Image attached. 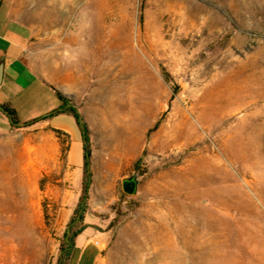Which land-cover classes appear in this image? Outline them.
I'll use <instances>...</instances> for the list:
<instances>
[{
	"label": "rangeland",
	"instance_id": "374dc122",
	"mask_svg": "<svg viewBox=\"0 0 264 264\" xmlns=\"http://www.w3.org/2000/svg\"><path fill=\"white\" fill-rule=\"evenodd\" d=\"M18 5L31 65L88 128L95 264H264V0ZM71 144L41 122L0 134V264L64 263Z\"/></svg>",
	"mask_w": 264,
	"mask_h": 264
},
{
	"label": "crops",
	"instance_id": "0c3cea01",
	"mask_svg": "<svg viewBox=\"0 0 264 264\" xmlns=\"http://www.w3.org/2000/svg\"><path fill=\"white\" fill-rule=\"evenodd\" d=\"M21 15L18 0H0V134L10 132L21 125H33L38 122L52 128H60L72 137L68 158L76 159L79 152L82 156L81 135L78 142L69 127L56 121L61 117L68 121L73 116L66 112H57L61 101L55 89H59L40 76L31 65L29 49L32 29ZM3 105L14 110L17 122L11 121L2 109ZM51 112L54 114L43 118ZM95 238L94 229L86 225L74 236L69 254L64 255L63 264H95L99 256Z\"/></svg>",
	"mask_w": 264,
	"mask_h": 264
},
{
	"label": "trees",
	"instance_id": "16d2710c",
	"mask_svg": "<svg viewBox=\"0 0 264 264\" xmlns=\"http://www.w3.org/2000/svg\"><path fill=\"white\" fill-rule=\"evenodd\" d=\"M56 95L58 99L61 101V106L57 109V112H66L73 116L79 131L81 135V142H82V194L80 196L79 202L77 203L74 211L73 216L69 220L68 227L65 230L63 234L64 238V251L65 255L67 256L70 252L69 247L73 244V238L76 234H78L85 226L86 224L83 223V213L86 209V199L88 196V187L90 184V177H91V171H90V143H89V136H88V128L85 124V122L82 120L80 113L77 111V109L68 104V101L66 100L65 96L59 91L56 90ZM2 109L6 112V114L9 116L11 121L17 122V118L15 116L14 110L8 106H1ZM54 113H49L48 115L44 116L43 118L49 117ZM77 222L78 224L75 225L74 223ZM60 264V261L59 263Z\"/></svg>",
	"mask_w": 264,
	"mask_h": 264
},
{
	"label": "water",
	"instance_id": "95a60500",
	"mask_svg": "<svg viewBox=\"0 0 264 264\" xmlns=\"http://www.w3.org/2000/svg\"><path fill=\"white\" fill-rule=\"evenodd\" d=\"M122 190L127 194H134L137 192V178L136 174L133 173L129 176H125L121 181Z\"/></svg>",
	"mask_w": 264,
	"mask_h": 264
},
{
	"label": "bare ground",
	"instance_id": "6f19581e",
	"mask_svg": "<svg viewBox=\"0 0 264 264\" xmlns=\"http://www.w3.org/2000/svg\"><path fill=\"white\" fill-rule=\"evenodd\" d=\"M61 2V1H60ZM2 198V197H1ZM0 210H1V215H2V217H5L6 218V220L8 221V215H7V213H8V211L10 210L9 209V202H8V199L5 197V198H3L2 200L0 199ZM8 232V231H7ZM8 242H9V237L7 236L4 240H3V244H7L8 245ZM7 247V246H6ZM6 250H7V248H6Z\"/></svg>",
	"mask_w": 264,
	"mask_h": 264
}]
</instances>
